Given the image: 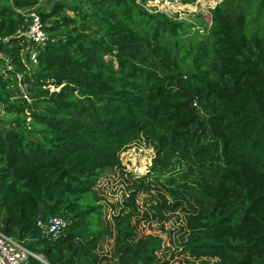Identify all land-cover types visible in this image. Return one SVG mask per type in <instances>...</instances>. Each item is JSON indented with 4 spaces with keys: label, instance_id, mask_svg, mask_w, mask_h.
Listing matches in <instances>:
<instances>
[{
    "label": "trees",
    "instance_id": "1",
    "mask_svg": "<svg viewBox=\"0 0 264 264\" xmlns=\"http://www.w3.org/2000/svg\"><path fill=\"white\" fill-rule=\"evenodd\" d=\"M149 1L0 0V233L47 264H264V0H222L203 35ZM33 8L49 38L30 70L14 36ZM141 140L156 174L129 178L110 223L101 181ZM142 194L168 244L137 236Z\"/></svg>",
    "mask_w": 264,
    "mask_h": 264
},
{
    "label": "rangeland",
    "instance_id": "2",
    "mask_svg": "<svg viewBox=\"0 0 264 264\" xmlns=\"http://www.w3.org/2000/svg\"><path fill=\"white\" fill-rule=\"evenodd\" d=\"M56 1L62 0H51V2H42L39 5V10L43 13H48L51 11V8ZM68 2L79 3L83 0H66ZM222 0H194L192 3H184L183 0H162L158 4L154 3L150 5L148 3L147 8L151 11L157 10L166 13L171 17H176L178 20H184L189 22L194 26V30L203 35L207 32L210 26V10H212L217 4H219ZM71 16L72 14L69 13ZM24 56V54H23ZM33 67L35 64H32ZM32 66L29 65V69H33ZM26 90L23 87V91ZM53 90V88H51ZM14 116L11 114L0 115V125L7 126L12 124L14 121ZM154 158L153 149L148 146L144 141H137L132 145L128 146L119 154V159L121 161V167L123 168V174L120 171H116L111 175L105 176L101 181L102 185V194L101 197L104 198L103 205L106 206L107 203L113 204L116 206V209L105 207L106 209V217L108 222L111 223L115 217H117V211L120 209V206L124 200H126L128 191L127 185L128 182L132 179H137L143 177L145 175L156 174V170L152 167V159ZM178 168L173 171H177ZM171 172V171H169ZM168 172V173H169ZM130 178V180H129ZM147 198V195L142 194L140 199L138 198L137 204H139V212L141 214L140 217L135 220L134 224L137 227V236L142 237L148 234H158L161 235L166 244L169 243L170 237L169 234H164L161 232V224L156 221L147 220L150 218V214L148 211L144 210L142 204L148 205V203H143L142 199ZM171 220L163 225L165 231L174 228L175 225V217L172 216ZM104 259H109L112 257V245L111 243H104ZM42 260L43 258L40 257ZM176 262V261H174Z\"/></svg>",
    "mask_w": 264,
    "mask_h": 264
},
{
    "label": "built area",
    "instance_id": "3",
    "mask_svg": "<svg viewBox=\"0 0 264 264\" xmlns=\"http://www.w3.org/2000/svg\"><path fill=\"white\" fill-rule=\"evenodd\" d=\"M44 1L47 0H39V5ZM160 1L162 0L149 1L145 3L144 7L150 13L161 12L157 10L151 11L147 8L148 3L153 5L154 3L158 4ZM167 1L168 0H166V2ZM35 9L36 8H33L32 10L22 13L23 17L25 18V24L19 28L14 36V38L23 39L28 44V47L25 51H28V68L29 65L33 66L32 64H36L37 48H43L49 38V35L45 30L46 24L42 22L39 13H37ZM6 41V39L0 38V73L4 74V76H6V71L13 69L10 65V60L2 51V44ZM18 78L20 79V75H18ZM4 114H6L4 105L0 103V115ZM67 225V220L60 216H50L44 220L38 219L36 222V226L39 229L41 236L51 240H56L59 238L60 235L65 231ZM31 258H34L38 261L41 259L39 256H36L25 249L14 239L0 233V264H30Z\"/></svg>",
    "mask_w": 264,
    "mask_h": 264
},
{
    "label": "water",
    "instance_id": "4",
    "mask_svg": "<svg viewBox=\"0 0 264 264\" xmlns=\"http://www.w3.org/2000/svg\"><path fill=\"white\" fill-rule=\"evenodd\" d=\"M42 263L47 264L46 262L42 261V259H39Z\"/></svg>",
    "mask_w": 264,
    "mask_h": 264
}]
</instances>
